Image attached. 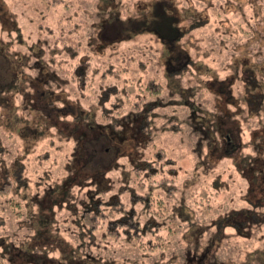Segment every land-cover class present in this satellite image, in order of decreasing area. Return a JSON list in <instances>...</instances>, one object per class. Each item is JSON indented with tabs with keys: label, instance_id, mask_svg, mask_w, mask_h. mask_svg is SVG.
Instances as JSON below:
<instances>
[{
	"label": "rangeland",
	"instance_id": "obj_1",
	"mask_svg": "<svg viewBox=\"0 0 264 264\" xmlns=\"http://www.w3.org/2000/svg\"><path fill=\"white\" fill-rule=\"evenodd\" d=\"M88 58L91 82L82 85L73 69ZM139 78L165 86L149 112L134 108L144 90L101 95L102 85ZM248 89L262 95L259 113L248 111ZM46 92L53 108L54 95L69 101L63 119L84 111L97 133L84 141L99 148L97 161L103 149V164L89 166L83 145L40 125L56 116ZM145 121L147 136L176 161L172 184L162 173L143 187L148 173L134 181L135 162L155 159ZM0 126L5 170L23 173L30 198L21 213L0 208L5 264H264V222L232 226L247 211L264 213V0H0ZM130 177L150 198L148 211L180 224L163 232L173 238L169 251L150 252L132 225L117 227L122 215L142 228L158 224L124 192ZM98 187L105 193L93 202Z\"/></svg>",
	"mask_w": 264,
	"mask_h": 264
},
{
	"label": "trees",
	"instance_id": "obj_2",
	"mask_svg": "<svg viewBox=\"0 0 264 264\" xmlns=\"http://www.w3.org/2000/svg\"><path fill=\"white\" fill-rule=\"evenodd\" d=\"M75 57V56H74ZM85 57H90L92 59V57L90 55H85ZM87 60V59H86ZM81 60V61H77L74 69H73V73L76 76V79L81 81L82 85L86 84L88 81L91 82V77H90V73L92 72V63L88 60ZM143 63H141V65H139V68L141 70H146L144 69V66L142 65ZM112 70H109V72H111ZM255 75V74H254ZM253 75H251L250 78V84L253 86H258L260 87V84L257 83V79H255L254 77H252ZM140 82V83H138ZM131 87L134 88L135 93L138 90H144L147 93H145L142 97V100L140 101V104H137V106L134 108L137 110H140L142 108V106H145L146 109L143 111L144 113L151 111L152 108H155V106H157L160 103V98L161 95L163 94L164 90H165V86L161 83H157L156 80L154 78H149L147 79L145 82H143L141 80V78H139L138 80H136V82H129V83H125L121 88H119V85H115V86H111V84H107V85H102V94L107 93L108 95H123L125 97H128L130 95H133L134 93L130 90ZM112 90H115L114 92H111ZM104 90V91H103ZM131 91V92H130ZM249 91V89H248ZM147 94H150V97L153 98H157L156 101H150V102H144L145 96ZM46 97L49 98L48 104L49 107L46 106V108L48 109H52L55 111L56 116L54 117V119H50L48 115H46L45 117H41L40 122L42 126H45V129L50 130L52 128H56V130L58 131V133L60 135H63L64 137L68 138V139H75L78 144L83 145L86 149L88 147H90L91 145H88V142L84 141L85 139L93 136V132L96 133L94 128H90V125H85L84 123H87L85 120V117L83 116L84 111H82L81 109L78 110V112L76 114H74L73 119H63L62 118V114L59 113V111H61V109L63 107H65L67 105V110H71L69 108V101L64 102L65 99L64 98H58L56 95H54V102L56 105H58V103H63V105L60 106H56L55 108L52 107V103L50 102V99H52V93L50 92H46ZM135 95V94H134ZM250 95V96H249ZM29 97H31L32 99L29 101H33L35 102V97L37 95L35 94H29ZM262 95L260 93H256V92H251V90L249 92H247L246 94V100L249 104L248 106V111L251 110V112H258L259 113V108L260 107H256L257 105H259L263 98L261 97ZM231 97V96H229ZM38 98V96H37ZM146 100V99H145ZM143 101V102H142ZM28 102V100L26 101ZM138 103V102H137ZM51 105V106H50ZM124 106V104H122ZM150 105V106H149ZM122 106V108H123ZM121 107V106H120ZM27 108H28V112L31 113V115L34 114V111L40 112V110H37L33 105H29L27 103ZM108 112V109L105 111ZM143 112L141 113H137V115L139 114V116H142ZM43 113V111L41 112ZM119 113L122 114V112L119 111ZM116 112L114 111V109H112V114L109 116L110 118L114 117L116 118L117 115ZM44 118V119H43ZM43 119V120H42ZM120 121V120H119ZM41 126V128H42ZM1 127V126H0ZM148 128H149V124L145 121V123H143L142 127H140V129L143 131V133L145 134L146 137V141L147 144H150L153 147V153H152V157L155 158L154 160L150 161L151 157L147 158L145 157V153H144V158L138 162H135L134 167H133V171H134V177L135 180L138 179L139 174L140 173H148L147 177H144V179H138V185H140L141 187H143V184L145 183L146 178H148V176H154L157 174H164L167 175L164 178L165 182H171V184L174 182V180L171 177L176 176L178 173V169L176 168V164H175V159L172 157H168L166 154V149H164V147H162L161 145H157L155 143V141L152 139L151 136H147L148 133ZM16 131H19V128H15ZM177 132V131H174ZM33 133V132H32ZM35 134V133H34ZM46 135V132L44 135H40L41 137H44ZM97 135V133H96ZM34 136V135H33ZM84 141V142H82ZM30 143V142H29ZM34 143H31L30 145H32ZM80 147V146H79ZM95 149V150H94ZM103 150V149H102ZM101 147H100V156L101 159L103 160V162L105 161L106 156L103 155V153L101 154ZM106 150H104L105 152ZM99 152V148H96V144H95V148H90L87 149L85 151L86 154H90V160L87 162V164L93 165L95 163H102V160L97 161L95 159V153L98 154ZM155 164H160L161 166L159 168H157L155 166ZM3 166V169L1 170ZM165 166H167V168H165ZM89 168V167H88ZM107 169V168H106ZM153 170V171H152ZM104 174V173H103ZM264 174V173H263ZM264 176V175H263ZM131 179V181H130ZM143 180V181H142ZM131 182H133V178H129L126 181L125 184V190L124 192L129 193V195L131 196V198H133L134 202L138 201V203H143L145 206V212H142L146 215L147 218V214L149 216H153L155 218V220H157L158 224L154 225L153 223L148 222V219L145 222L144 227L142 228V224L141 222L137 221L134 222V218L131 217L130 215H122L121 220L117 221V227H122L125 225H132V228L135 229L134 233H131V237L133 238H138L141 242V245H144V249H147L148 251H157V250H162V251H169L170 248L172 247V243H173V238H171L169 235V237L167 236V234H163L164 230H166L167 232H169V234L171 233V235L176 234V231L178 230V228H180V224L176 223V221L171 219V215H165V216H161V220H158L159 218H157L155 215H153L151 213V211H148L150 209V205H151V200L149 197H147L146 199H142L143 195L138 192L136 185L133 186L131 185ZM29 181L27 180V178H25L23 176V173L21 172V174L17 175L16 172H14V170L7 169L5 170V165H3V159L0 157V208L2 207H11V208H17V212L21 213L22 211H24L25 205L24 203L26 202V200L30 199L28 196V192L27 190L29 189ZM105 193L104 187H98V192L91 193L90 197L92 198L91 201L94 202V198L95 195H99V194H103ZM264 198V196H263ZM259 204L260 205H255V209H258V207H263L262 203L263 200H259ZM3 211V210H2ZM90 210L85 211V216L90 214ZM247 217L242 220L241 222L234 223L232 224V226L236 227L237 229H239L240 231L247 228H250V225L252 224H259V223H263L264 222V213L262 215L260 214H255L254 211L252 212H245ZM254 215H256L254 217ZM229 216V215H228ZM230 216H234L232 214H230ZM135 217V216H134ZM158 217H160L158 215ZM257 217H259V221L257 220ZM256 219V220H255ZM161 221V222H160ZM225 221V225L224 227H222V229L224 230L226 226V222H227V216L225 217V219L220 222L221 224H223V222ZM136 223V224H134ZM219 223V222H218ZM1 247V244H0ZM6 247H4V251L1 252L0 254V264H5L6 261ZM255 256H252V259ZM264 263V262H262ZM82 264V262L80 263Z\"/></svg>",
	"mask_w": 264,
	"mask_h": 264
},
{
	"label": "flooded vegetation",
	"instance_id": "obj_3",
	"mask_svg": "<svg viewBox=\"0 0 264 264\" xmlns=\"http://www.w3.org/2000/svg\"><path fill=\"white\" fill-rule=\"evenodd\" d=\"M220 93H223L222 89H221ZM226 93L229 94V92H226ZM228 101H230V100H228ZM224 102H226V100H225ZM216 119H218V117H217ZM227 139H228V141H229V143H230V142H231V138H229V136H227ZM222 146H223V145H222ZM214 148H215V147H214Z\"/></svg>",
	"mask_w": 264,
	"mask_h": 264
}]
</instances>
